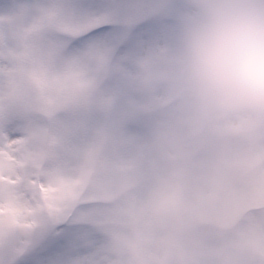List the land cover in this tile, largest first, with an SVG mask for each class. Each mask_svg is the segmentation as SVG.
Masks as SVG:
<instances>
[{"label":"rangeland","instance_id":"obj_1","mask_svg":"<svg viewBox=\"0 0 264 264\" xmlns=\"http://www.w3.org/2000/svg\"><path fill=\"white\" fill-rule=\"evenodd\" d=\"M60 2L0 0V19L21 6ZM141 2L157 3L156 10L167 2L157 14L168 18L166 39L118 60L97 88L108 113H101L98 105L97 111L89 106L80 113L72 107L75 118L57 117L52 137L44 143L39 142L40 121L29 118L25 139L19 142L28 149L14 162L27 168L34 180H43L46 190L40 193L35 208L25 207L22 215L17 211L9 216L7 222L12 225L16 216L27 220L16 251L26 254L33 236L55 227L70 206L79 204L84 211L75 219L101 236L108 264H264V212L245 219L240 216L244 206L264 203V142L249 151L239 139V133L262 127L264 113L201 117L182 71L181 51L184 34L196 21L202 0ZM107 54L93 57L99 76ZM85 66L53 77V85L51 80L34 81L46 83L47 113L57 111L53 110L52 94L69 95L70 83L83 89L79 99L83 95V101L96 99L87 83L73 80L79 75L93 78L86 74L90 67ZM168 99L174 106L156 113ZM124 112L128 121L124 118L115 123V116ZM254 136L259 138L257 133ZM42 144L51 148L43 175L46 150L40 153ZM202 145L206 148L199 151L194 168H184L195 148ZM167 149L172 155L181 152L178 165L165 153ZM97 154H102L95 165L98 180L90 192H84L88 169ZM0 156L6 163L13 162L7 153ZM251 168L254 172L241 176ZM157 181L163 185L159 200L156 194L151 196ZM33 186L37 189L35 183ZM90 203L101 205L89 208Z\"/></svg>","mask_w":264,"mask_h":264},{"label":"snow or ice","instance_id":"obj_2","mask_svg":"<svg viewBox=\"0 0 264 264\" xmlns=\"http://www.w3.org/2000/svg\"><path fill=\"white\" fill-rule=\"evenodd\" d=\"M145 7L141 0H61L14 8L0 19V153L13 161L0 156V264H108L101 236L75 219L84 209L33 236L26 254L16 251L27 220L16 216L12 225L9 216L35 208L46 189L41 180L37 190L32 173L14 161L28 149L19 142L35 106L34 81L62 77L101 53L124 61L165 41L168 18Z\"/></svg>","mask_w":264,"mask_h":264},{"label":"clouds","instance_id":"obj_3","mask_svg":"<svg viewBox=\"0 0 264 264\" xmlns=\"http://www.w3.org/2000/svg\"><path fill=\"white\" fill-rule=\"evenodd\" d=\"M181 66L202 116L264 113V0H202Z\"/></svg>","mask_w":264,"mask_h":264}]
</instances>
